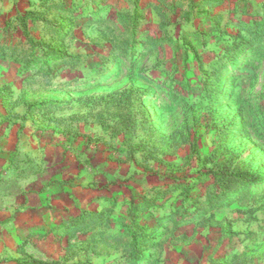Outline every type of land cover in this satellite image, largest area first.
<instances>
[{"label":"rangeland","instance_id":"rangeland-1","mask_svg":"<svg viewBox=\"0 0 264 264\" xmlns=\"http://www.w3.org/2000/svg\"><path fill=\"white\" fill-rule=\"evenodd\" d=\"M31 261L264 264V0H0V264Z\"/></svg>","mask_w":264,"mask_h":264},{"label":"trees","instance_id":"trees-1","mask_svg":"<svg viewBox=\"0 0 264 264\" xmlns=\"http://www.w3.org/2000/svg\"><path fill=\"white\" fill-rule=\"evenodd\" d=\"M258 37L262 38L260 35ZM220 178V186L222 190H225L226 192H232L233 190L241 186L253 185L254 183L259 181V178L257 176L247 172L226 173ZM31 263L40 264L33 261H31Z\"/></svg>","mask_w":264,"mask_h":264}]
</instances>
